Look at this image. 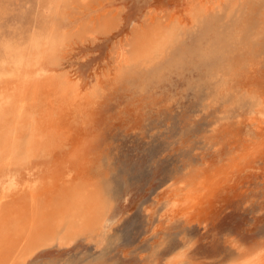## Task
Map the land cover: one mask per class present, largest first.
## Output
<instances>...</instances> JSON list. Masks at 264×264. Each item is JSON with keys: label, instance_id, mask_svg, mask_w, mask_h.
<instances>
[{"label": "rangeland", "instance_id": "1", "mask_svg": "<svg viewBox=\"0 0 264 264\" xmlns=\"http://www.w3.org/2000/svg\"><path fill=\"white\" fill-rule=\"evenodd\" d=\"M207 1L213 9L203 18L186 12V0L69 6L53 74L81 95H97L86 150L112 223L107 231H79L68 247H40L22 264H165L178 253L184 257L177 264H233L264 251V151L229 168L242 145L264 132L249 121L258 111L255 89L264 90V8L258 0ZM0 5L1 68L5 47L24 43L33 26L45 31L53 7L49 0ZM150 16L169 38L167 52L146 74L132 62L117 70L113 54ZM106 20L108 30L81 39L85 26ZM246 55L255 59V72L241 63ZM44 163L34 160L33 167ZM201 177L207 192L189 225L171 207L179 187Z\"/></svg>", "mask_w": 264, "mask_h": 264}, {"label": "bare ground", "instance_id": "2", "mask_svg": "<svg viewBox=\"0 0 264 264\" xmlns=\"http://www.w3.org/2000/svg\"><path fill=\"white\" fill-rule=\"evenodd\" d=\"M90 2L49 0L53 16L48 28L39 33L38 27L33 26L34 30L24 43H9L2 54L0 264H22L40 247L55 242H59L60 247H68L79 231L84 233L94 228L107 231L111 227L107 216L110 205H104L96 192L97 178L90 172L86 150L97 95H81L75 83L53 74L58 52L67 40V32L60 31L62 17L67 15L70 5L87 7ZM186 2V12H194L196 17L203 18L213 9L211 1ZM256 5L264 8V0H258ZM154 19L155 16H150V22H146L141 31L137 29L130 42L127 40L126 48H118L113 54L117 70L130 62L144 74L157 67L158 60L167 52L169 38L165 37L162 27H152ZM101 24L85 26L81 39L94 40L112 25L107 20ZM254 62L255 59L246 55L241 63H248V68L255 72ZM256 83V78L247 79L251 88ZM255 91L259 98L258 111L249 121L256 132H260L264 127V90L256 88ZM255 137L242 145L232 158L230 169L253 161L264 151V132ZM39 159L45 163L33 167L34 160ZM13 168L26 172L14 175ZM205 185L201 177L185 187L187 190L179 187L171 213L186 219L188 224L195 222L201 213L200 201L207 192ZM97 239L99 247L102 238ZM90 241H94L91 236ZM183 257V253L172 254L165 264H177ZM233 264H264V251L247 254Z\"/></svg>", "mask_w": 264, "mask_h": 264}]
</instances>
